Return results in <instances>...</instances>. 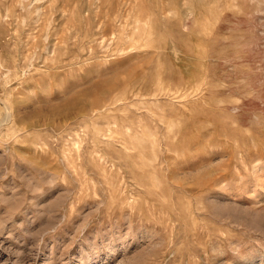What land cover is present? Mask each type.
Returning a JSON list of instances; mask_svg holds the SVG:
<instances>
[{"label": "rangeland", "instance_id": "obj_1", "mask_svg": "<svg viewBox=\"0 0 264 264\" xmlns=\"http://www.w3.org/2000/svg\"><path fill=\"white\" fill-rule=\"evenodd\" d=\"M0 264H264V0H0Z\"/></svg>", "mask_w": 264, "mask_h": 264}]
</instances>
